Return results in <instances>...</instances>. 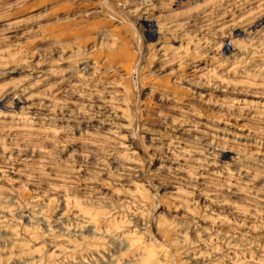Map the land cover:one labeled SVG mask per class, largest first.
Wrapping results in <instances>:
<instances>
[{"label": "rangeland", "instance_id": "obj_1", "mask_svg": "<svg viewBox=\"0 0 264 264\" xmlns=\"http://www.w3.org/2000/svg\"><path fill=\"white\" fill-rule=\"evenodd\" d=\"M0 264H264V0H0Z\"/></svg>", "mask_w": 264, "mask_h": 264}]
</instances>
